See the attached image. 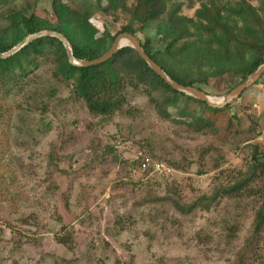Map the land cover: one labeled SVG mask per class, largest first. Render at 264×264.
Here are the masks:
<instances>
[{"label":"rangeland","instance_id":"obj_1","mask_svg":"<svg viewBox=\"0 0 264 264\" xmlns=\"http://www.w3.org/2000/svg\"><path fill=\"white\" fill-rule=\"evenodd\" d=\"M7 1L0 12L21 7L55 22L52 0ZM62 1L90 12L97 36L105 28L115 35L129 17L106 12L105 0ZM179 1L180 14L192 18L199 2L189 9ZM51 73L44 62L20 87L0 86V264H233L251 236L264 179L235 197L218 190L248 173L253 145L264 149L253 132L261 105L251 109L264 92L247 88L228 112L236 117L228 129L216 123L201 133L160 119L153 104L161 96L130 87L120 111L94 116ZM228 81L211 79L204 92L222 98ZM143 162L162 171L143 170ZM193 202L200 206L187 214L174 207ZM263 244L248 263L264 264Z\"/></svg>","mask_w":264,"mask_h":264},{"label":"trees","instance_id":"obj_2","mask_svg":"<svg viewBox=\"0 0 264 264\" xmlns=\"http://www.w3.org/2000/svg\"><path fill=\"white\" fill-rule=\"evenodd\" d=\"M94 1L100 4L102 0ZM105 1L106 12L116 17L118 13L129 14L126 24L115 35L105 28L97 36L98 31L89 22L90 12L75 10L62 0H52L54 23L33 12L28 14L26 8H6L0 12L3 22L0 25V53L9 51L29 35L49 30L65 37L75 59L91 61L106 53L118 34L128 33L139 41L147 56L169 78L205 95L204 88L209 80L229 77V92L264 62V0H256V6L251 0H196L199 8L192 18L180 14L182 3L179 0H135L130 7L126 0ZM187 1V7L193 8L195 1ZM7 2L0 0V5ZM150 24L154 25L153 37L139 39L138 34H143ZM44 62L51 66L52 77L70 85L94 116L109 117L120 111L122 93L130 87L141 89L149 96H161L153 104L160 119L186 124L196 132L206 133L215 129L216 123L227 129L231 126L236 117L229 116L228 112L243 94L223 108H211L205 102L170 88L130 47L119 49L102 64L78 67L69 63L62 43L53 37L36 39L13 55L0 58V86L7 91L20 87ZM191 102L197 106L192 112L186 108ZM254 126L253 132L258 138L262 134L258 120ZM251 158L249 171L242 180L218 190L222 196H238L252 181L264 179V149L253 145ZM215 197L209 198L207 204H201L202 207L209 209V202ZM199 206L197 202L174 203L183 214ZM262 241L264 243V200L254 213L251 236L233 264H251L247 262L250 253L254 249L255 256Z\"/></svg>","mask_w":264,"mask_h":264},{"label":"water","instance_id":"obj_3","mask_svg":"<svg viewBox=\"0 0 264 264\" xmlns=\"http://www.w3.org/2000/svg\"><path fill=\"white\" fill-rule=\"evenodd\" d=\"M42 37H53L58 39L67 54V58L70 64L78 67H89L93 65H98L106 62L109 60L119 49L123 47H130L133 50L136 51V53L139 55L141 60L148 66L149 69H151L155 74H157L166 84L170 86L175 91L184 93L185 95H188L192 98H195L199 101L205 102L209 107L211 108H223L230 104L231 102L238 99L241 94L249 87L254 85L259 78L264 73V62L261 64L252 74H250L241 84H239L237 87L226 93L222 97L221 102H213L210 100V97L205 95L203 92L199 91L198 89L190 86H183L178 84L177 82L173 81L171 78H169L166 73L155 63L153 62L145 53L143 48L141 47L139 41L132 35L128 33H120L118 34L111 47L108 49L106 53H104L101 57L94 59V60H77L73 57L71 53V48L68 43V41L65 39V37L57 32L44 30L37 32L35 34L29 35L25 37L21 42H19L15 47L10 49L9 51L5 53H0V58L5 59L14 53H16L18 50H20L23 46L29 44L30 42L42 38Z\"/></svg>","mask_w":264,"mask_h":264},{"label":"crops","instance_id":"obj_4","mask_svg":"<svg viewBox=\"0 0 264 264\" xmlns=\"http://www.w3.org/2000/svg\"><path fill=\"white\" fill-rule=\"evenodd\" d=\"M257 87H259L260 91L264 92V75L261 77V79L259 80V82L256 84ZM262 99L259 98L258 102L256 100L251 101V109L254 110L257 106L261 105V110L258 112H256L257 114V119H258V125L260 128V131L262 132V134L264 133V128L261 129L260 127V123L264 121V96L261 97ZM258 109V108H257ZM263 135H261L262 138ZM263 139V138H262Z\"/></svg>","mask_w":264,"mask_h":264},{"label":"built area","instance_id":"obj_5","mask_svg":"<svg viewBox=\"0 0 264 264\" xmlns=\"http://www.w3.org/2000/svg\"><path fill=\"white\" fill-rule=\"evenodd\" d=\"M262 135H263L262 137L264 138V133ZM141 167L143 170L152 169V171H162L161 170L162 168H161L160 164H158V163H153L152 166H149V164L143 162L141 164Z\"/></svg>","mask_w":264,"mask_h":264},{"label":"bare ground","instance_id":"obj_6","mask_svg":"<svg viewBox=\"0 0 264 264\" xmlns=\"http://www.w3.org/2000/svg\"><path fill=\"white\" fill-rule=\"evenodd\" d=\"M210 100H212L213 102H221L222 98H211L210 97Z\"/></svg>","mask_w":264,"mask_h":264}]
</instances>
